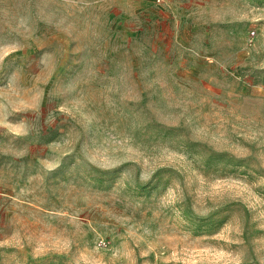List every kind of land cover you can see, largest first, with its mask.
Masks as SVG:
<instances>
[{
  "label": "rangeland",
  "instance_id": "rangeland-1",
  "mask_svg": "<svg viewBox=\"0 0 264 264\" xmlns=\"http://www.w3.org/2000/svg\"><path fill=\"white\" fill-rule=\"evenodd\" d=\"M0 264H264V0H0Z\"/></svg>",
  "mask_w": 264,
  "mask_h": 264
},
{
  "label": "built area",
  "instance_id": "built-area-1",
  "mask_svg": "<svg viewBox=\"0 0 264 264\" xmlns=\"http://www.w3.org/2000/svg\"><path fill=\"white\" fill-rule=\"evenodd\" d=\"M155 2H157V3H160V2H162V0H154Z\"/></svg>",
  "mask_w": 264,
  "mask_h": 264
}]
</instances>
